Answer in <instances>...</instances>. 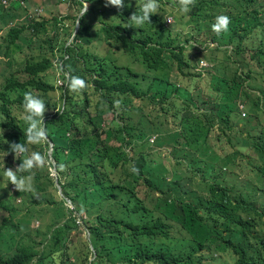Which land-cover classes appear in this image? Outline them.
I'll return each mask as SVG.
<instances>
[{
    "label": "trees",
    "instance_id": "obj_1",
    "mask_svg": "<svg viewBox=\"0 0 264 264\" xmlns=\"http://www.w3.org/2000/svg\"><path fill=\"white\" fill-rule=\"evenodd\" d=\"M71 2L63 17L31 19L21 6L0 9V48L24 56L18 72L0 78V171L22 163L9 145L25 139L26 92L44 100L48 130V141L28 146L47 159L33 170L36 186L10 194L7 180V198L0 195V264H264V90L253 99L249 88L259 85H246L263 78L264 0H194L189 13L174 0H158V12L142 26L128 23L136 0H124L120 10L105 7V0ZM82 2L89 10L65 47ZM143 2L137 0V10ZM22 15L21 23L5 27L6 17ZM167 15L174 25L166 26ZM218 15L231 21L220 35L211 29ZM184 18L216 44L209 59L207 45L198 51L215 64L204 73L185 53L192 36L184 40L176 32ZM94 23L113 53L88 49L97 36ZM47 25L54 34L43 39ZM218 50L229 59H215ZM55 70L88 87L74 94L66 84L51 101L56 87L47 78ZM239 103L247 109L244 119ZM152 135L157 147L171 149L168 164L162 152L146 151ZM52 166L61 197L54 196ZM60 211L66 218L51 225ZM33 220L39 229L30 228Z\"/></svg>",
    "mask_w": 264,
    "mask_h": 264
},
{
    "label": "clouds",
    "instance_id": "obj_2",
    "mask_svg": "<svg viewBox=\"0 0 264 264\" xmlns=\"http://www.w3.org/2000/svg\"><path fill=\"white\" fill-rule=\"evenodd\" d=\"M6 1H7V4L4 5V4H2V0H0V7L1 8H3V9H8V8L14 9L17 6L24 7L27 9V13L25 14L24 12H22L23 15L24 14L27 15L28 18H31V19H37L38 17L50 18V16L54 15V13L50 14L47 11V9L43 8V6H41V5L32 6V5H30L29 2L24 3L23 0H6ZM60 1L69 6L71 4L72 0H60ZM174 3L176 4V6L178 7V10L181 13H189L192 6L194 5V0H174ZM82 4H83V7H82L81 12L78 15V19L75 23V29H74L71 37L69 38V40L67 42V43H69V45H70V43H72V40L74 39V36H75L79 26H80L79 18L81 16H83L89 10V7H90V4L88 2H82ZM104 6L105 7H114L116 9L120 10V9H123L125 5H124V0H105ZM158 9H159L158 0H144V2L139 5V10H137V0H136V11L131 14L128 23L130 22L131 24L136 25V26H142L145 23L150 24V17L154 13H157ZM23 15L20 17V19H15L14 21H10L9 26H13L15 24L21 23L20 20L25 19L23 17ZM59 15H60L59 17H63L66 14L62 15L60 13ZM165 23H166V26H171L174 23L173 16L167 15L165 18ZM230 23H231L230 18L227 15H218L215 17V22L212 24L211 29L217 35H220V34L228 31ZM77 25H78V27H77ZM64 26L67 27L66 24ZM47 28H48V32L50 31L51 33L48 34L47 37H44L43 39H48L49 35L51 36L52 34H54V31H53L51 26L49 27L47 25ZM76 28H77V30H76ZM60 30H62V28ZM60 30H59V32H60ZM37 38L36 37L32 38V42L35 43L37 41ZM58 43H59V41H58ZM211 45H213V47H215L213 43H211ZM208 46L210 47L209 43H207V47ZM61 54H63V53H61ZM59 55L55 56L54 59H58ZM64 58L66 59V58H68V56L64 54ZM202 60L203 59H201L199 61L200 62L199 68L204 70L208 66ZM61 64H62L61 62H57L56 60H54L55 67L60 68ZM198 65H199V63H198ZM60 74H63V76L65 77L64 80L60 77ZM60 74L58 76L59 79H56L55 84H54V86L56 87L55 90H58L67 84L68 90L70 92L76 94V93H82L88 87L87 82L81 77H78V76H70L69 77V74L66 71L63 73L60 71ZM22 110H23L22 111V119H23L24 124L26 125V128L23 131L24 138H25L24 142L23 143H21V142L20 143H11L9 145L10 153L14 154V159L22 160V163L15 170H13L11 168L5 170V167H4V173H3L4 176L8 180V184L9 183L11 184L9 190L12 193L15 190H17L19 192L32 190L33 170L42 169L45 166V164L47 163V159H46L45 154H42L39 151H30V149L28 147L29 145H39L41 143L48 141V130H47V126L44 123V115H45V112L47 111L46 104L42 98L34 95L32 92H26L24 94V97H23ZM238 112H239L241 119L246 118L248 115L246 106L243 103L238 104ZM3 133H4V130L2 128H0V134L3 135ZM155 139H156L155 135L150 136L148 139L149 143L153 144L155 142ZM51 143L52 142H49V148H50ZM51 149L53 150V143H52ZM48 151H49V149H48ZM6 153H7V155L10 154L9 152H6ZM49 158L52 161L53 166H54L55 162L53 161L52 157H49ZM53 166H52L53 169L50 168L49 170L51 172V176L55 179V186H56L57 192L59 194V188L61 191V187L58 183L57 174H56L55 168ZM63 167L64 166L62 164L59 165V168L61 170L63 169ZM59 196L60 197L62 196V192H61V194H59ZM16 204H17V206H20L21 203H20V201H17ZM65 206L67 209L73 210V207L71 206V202L69 200L65 201ZM34 221H35V229H37L40 225V221L33 220L32 223ZM77 224L78 225L81 224L80 219H77Z\"/></svg>",
    "mask_w": 264,
    "mask_h": 264
},
{
    "label": "rangeland",
    "instance_id": "obj_3",
    "mask_svg": "<svg viewBox=\"0 0 264 264\" xmlns=\"http://www.w3.org/2000/svg\"><path fill=\"white\" fill-rule=\"evenodd\" d=\"M30 5L32 6H38V5H41L43 6V8H46L47 11L52 14H67L68 10L70 9L71 7V4L68 6L67 4H64L62 3L60 0H30L29 1ZM72 3V2H71ZM73 4V3H72ZM1 11L4 13L6 11L4 10H7V9H3V8H0ZM70 14H73V12H70ZM93 16V15H91ZM174 17V16H173ZM174 21H175V18H174ZM175 24V22H174ZM172 24V25H174ZM10 25V19L8 17L5 18V27L6 26H9ZM97 23H94V27L92 28L93 31L96 32V37H95V42L92 43V45L88 48L89 50H91L93 53L99 55V56H102L105 51H110L108 50L104 44L100 41V31H99V27L96 26ZM194 26H190V24H187V18H184L181 22L180 25H177L176 26V32H178L181 36H182V39L185 38V35H190L192 36V40L186 44V46H191V47H188L185 51V53H188L190 55V57H192L191 59H194V63H199L198 67H197V71H200L202 73H204L205 69L202 70L200 69V60H201V54L198 52L199 50H203L204 51V48H205V45H207V43H209L210 47L208 46L209 49H205V51L203 52L204 55H206L207 59L210 58V55L211 53H209L210 50H213L214 47L213 45H211V42H208V38L206 36V33H203V31H200L199 33H194L192 31ZM3 32H5V28H3ZM51 33V32H50ZM49 33V34H50ZM4 34V33H3ZM3 36V35H2ZM2 36L0 35V44H2ZM185 40V39H184ZM201 42V46L199 45ZM34 43V42H33ZM69 43H66L65 44V47L68 46ZM214 46H216V44H214ZM224 48H227V49H231L230 46H222ZM221 47V48H222ZM14 49L16 50V47H14ZM12 49H5V46L1 47L0 48V78L1 77H7L9 73H15V72H18L21 68V65H18V60H23L24 56L23 55H19V54H16L18 53L17 51H14V56L12 55L13 52L11 51ZM37 52V51H36ZM110 53H113V51L111 50L108 54ZM15 56H18L20 59H18V57H15ZM213 56L215 57V59H220L221 63L224 62L225 60L224 59H229V56L228 54L224 53L222 50H218L216 51ZM56 60V59H55ZM53 61V60H52ZM204 61L206 64H207V68L211 69V67H214L215 64L213 63L214 61H209V60H202ZM54 62V61H53ZM49 76H48V81L51 83V84H55V81L56 79H59V74H60V71H53V72H49ZM228 76H232V72H228ZM20 78H21V75H20ZM250 85H259V89L257 88H249V91L250 93L252 94V98L255 99L256 96H258L261 92V89L264 90V72H263V78H257L256 80L254 81H247L246 82V85L249 84ZM59 93L60 91L59 90H54V92L50 93L49 94V97L51 98V101L53 100H57L58 97H59ZM58 102V101H57ZM259 118L260 120L262 119V117L259 115ZM111 119V115H108L105 120L108 122L109 120ZM257 121V119H255V122ZM169 127H172V124L169 123L168 124ZM156 136V135H155ZM152 146L151 147H148L146 148V151L149 152V153H153V154H156L157 152H162V157H164V163L165 164H168V154L169 152L171 151L170 148H168L166 145L162 146V147H157L156 144H151ZM126 153L131 157L132 156V151L130 150V148H128L126 150ZM170 159V158H169ZM47 166V165H46ZM53 169V168H52ZM49 170V169H48ZM50 171V170H49ZM4 170H1L0 171V195L1 197L3 198H7V191H8V185H7V178L4 176ZM54 176V175H53ZM32 186L35 187L36 185L34 184V181H32ZM56 188V186H55ZM49 189V188H48ZM50 190V189H49ZM9 193L11 194L12 192L9 190ZM33 195L34 196H37V198L39 199V195L40 193L33 190ZM55 197L59 196L58 192H55L54 194ZM71 206L73 207V205L71 204ZM66 207V206H65ZM69 207V206H68ZM4 213H2L3 215ZM58 215L55 217L54 221L53 222H50L51 225H53L54 222H56V224H58L57 222L58 221H62L64 220L66 217L63 216L61 214V211L57 213ZM49 219H46L45 222H47ZM41 223V222H40ZM40 227V225H39ZM39 227L37 229H39ZM54 227V226H52ZM31 229H35V221L31 224L30 226ZM45 230V228H42V230ZM36 230V229H35ZM84 237H87V234L86 232H83L82 233ZM225 260H227V258H225ZM207 261L204 260L203 263H206Z\"/></svg>",
    "mask_w": 264,
    "mask_h": 264
},
{
    "label": "water",
    "instance_id": "obj_4",
    "mask_svg": "<svg viewBox=\"0 0 264 264\" xmlns=\"http://www.w3.org/2000/svg\"><path fill=\"white\" fill-rule=\"evenodd\" d=\"M77 27H78V25H77ZM76 30H77V28H76ZM75 30V31H76ZM75 34V33H74ZM52 143H51V145H50V148H49V151H48V155H49V157H51V152H52ZM59 194H61V191H60V188H59Z\"/></svg>",
    "mask_w": 264,
    "mask_h": 264
},
{
    "label": "built area",
    "instance_id": "obj_5",
    "mask_svg": "<svg viewBox=\"0 0 264 264\" xmlns=\"http://www.w3.org/2000/svg\"><path fill=\"white\" fill-rule=\"evenodd\" d=\"M2 4H7V1L6 0H2ZM171 20V19H170ZM169 23V22H168Z\"/></svg>",
    "mask_w": 264,
    "mask_h": 264
}]
</instances>
